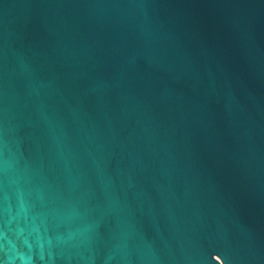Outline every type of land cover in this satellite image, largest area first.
<instances>
[{"label": "water", "instance_id": "water-1", "mask_svg": "<svg viewBox=\"0 0 264 264\" xmlns=\"http://www.w3.org/2000/svg\"><path fill=\"white\" fill-rule=\"evenodd\" d=\"M0 264H264V0H0Z\"/></svg>", "mask_w": 264, "mask_h": 264}]
</instances>
